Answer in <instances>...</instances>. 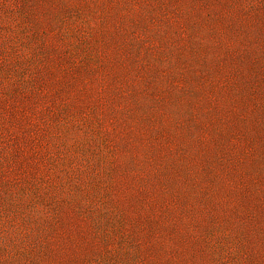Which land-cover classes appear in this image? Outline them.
I'll use <instances>...</instances> for the list:
<instances>
[{
  "label": "rangeland",
  "instance_id": "rangeland-1",
  "mask_svg": "<svg viewBox=\"0 0 264 264\" xmlns=\"http://www.w3.org/2000/svg\"><path fill=\"white\" fill-rule=\"evenodd\" d=\"M0 264H264V0H0Z\"/></svg>",
  "mask_w": 264,
  "mask_h": 264
}]
</instances>
